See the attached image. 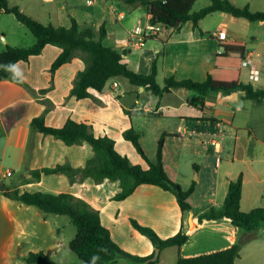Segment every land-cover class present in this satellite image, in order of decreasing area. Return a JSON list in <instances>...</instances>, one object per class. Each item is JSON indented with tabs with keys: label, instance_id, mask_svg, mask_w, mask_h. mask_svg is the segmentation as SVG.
<instances>
[{
	"label": "crops",
	"instance_id": "crops-1",
	"mask_svg": "<svg viewBox=\"0 0 264 264\" xmlns=\"http://www.w3.org/2000/svg\"><path fill=\"white\" fill-rule=\"evenodd\" d=\"M229 1L236 7L248 6L252 12L261 11L253 8L251 0ZM239 1L243 4H237ZM263 1L260 0L259 3ZM9 5L17 6L24 15L45 26L69 28L71 19H74L77 24L88 25L97 32L104 25L106 37L103 45L120 53L131 71L141 75L149 74L152 62L157 60L156 80L160 85L169 77L177 81L189 79L194 82L206 79L218 52L217 43L209 36H200L199 31L226 41L242 42L246 46L245 59L250 63L242 64L240 81L264 90V36L259 37L256 30L250 29L251 23L245 19L214 12L207 16H217L213 32L201 27L203 19L198 23L199 31L193 28L192 23L187 22L177 30L165 29L162 32L160 27L153 35L154 38H148V15L145 9L139 5H127L124 0H9ZM3 17L12 26L10 30L5 21H2ZM14 22L15 26L22 25L12 15L0 13V38L5 39L4 43L0 41V53L5 51L6 46L29 49L35 44V38L30 32L32 39L28 41L29 46L16 44L19 38L12 30ZM258 24L263 25L264 22ZM59 54L57 47L47 45L39 55L30 57L27 63H16L23 74V82L35 91L47 88L50 66ZM83 68L84 64L79 57L61 66L55 72L53 89L38 99L32 98L17 84L8 80L0 81V182L4 184L3 180L6 178L15 177L8 188L17 189L20 193H67L84 200L99 211L101 223L109 231L111 239L121 249L133 255L149 256L153 253V247L132 228L130 220L153 229L162 239L172 237L179 231L187 234L186 244L179 249L167 248L160 256L166 250L174 249L176 259L178 255L192 257L239 244L235 264H247L241 259L243 251L247 252L244 243L254 242L256 246H264V237L258 239L257 236L259 231L264 235V224L246 232L234 229L227 220L205 222L197 226V219L207 210L222 206L228 184L238 176L242 177L239 203L242 212L257 208V204L251 199L257 198V203L264 200V101L257 104L245 100L244 94L236 91L224 95L220 104L217 101L219 95L212 93L207 94L202 104H199L198 95H192L184 89L173 90L158 98L144 88L130 85L122 77L108 81L102 92L89 89V93L98 102L68 97L74 77ZM253 70L257 79H252ZM159 77L162 82L158 81ZM144 96L147 100L139 105ZM43 99L49 100L54 106L45 116L46 126L60 128L67 119L91 124L96 137L107 136L114 140L115 150L126 156L131 164L143 169L148 168L147 163L132 144L123 139V132L133 128L140 133V146L150 162L155 161L156 146L153 150L144 149V135L140 130L142 125L154 132L156 144L163 133L177 135L165 139L162 163L169 179L182 190H187L191 185L183 179L182 163L185 167L186 164L193 163L192 157L197 154L198 139L204 136L207 144L215 146V154L226 153L228 156L224 170L219 172L214 169V175L209 179L204 195L208 197L209 205L195 207L190 203L200 186L199 166L194 168L197 182L187 200L191 209L184 213L180 211L171 193L156 186L141 185L125 200L114 201L113 196L119 192L117 182L95 184L87 178L71 184L61 174L41 176L39 181L32 180L31 171L67 162L72 168H81L93 156L86 143L66 146L51 136L31 129L32 119L41 115L44 110V105L39 102ZM215 110L216 113L213 112ZM204 128L206 132L202 131ZM215 128L222 130L221 138H225V133L233 140L231 148L225 150L215 140L220 136L219 132H212ZM31 143L33 146L29 148ZM6 173H10V176H6ZM15 203L0 193V210L9 220L13 219L12 212L17 213L18 218L22 217V207H16ZM31 207L33 206L24 207V211H29ZM34 218L40 219L42 223L46 222V218L38 213L34 214ZM18 222H22V218ZM202 230L209 235L208 243L211 248L198 250L201 252L192 255L185 254L187 246H192L193 236Z\"/></svg>",
	"mask_w": 264,
	"mask_h": 264
},
{
	"label": "trees",
	"instance_id": "trees-1",
	"mask_svg": "<svg viewBox=\"0 0 264 264\" xmlns=\"http://www.w3.org/2000/svg\"><path fill=\"white\" fill-rule=\"evenodd\" d=\"M196 2L197 0H124L127 5H139L145 9L148 15V25L160 26L166 30H177L185 23L190 22L193 28L199 31L198 23L214 12L227 14L233 18H242L250 23L264 22V11L251 12L248 6L239 8L229 0H208L207 6L195 11L193 7ZM0 13L12 15L35 38L34 46L29 49L6 46L5 51L0 53V65L27 63L30 57L39 55L47 45L55 46L60 50V54L49 69L48 87L39 91L33 90L24 82L14 80L10 71L0 67V81L8 80L23 87L34 99L50 92L54 87L55 72L61 66L71 62L73 58L79 57L84 68L74 77L68 94V97H74L77 100L93 99L98 102L89 93V89L102 92L108 81L122 77L130 85L144 88L158 98L173 90L184 89L195 92L198 95L199 104H202L207 94L229 95L236 91L242 92L245 100L257 104L264 101V90L256 89L251 84L240 81L242 62L246 57V46L242 42L226 41L199 31L200 36H209L217 43L218 52L213 68L206 74V79L203 82H194L189 79L177 81L169 77L164 79L160 85L156 80L157 60L152 62L149 74L141 75L131 71L123 62L120 53L103 45V40L106 37L104 25L97 32L88 25L77 24L74 19H71L69 28L45 26L24 15L17 6H10L9 0H0ZM148 38H154V36ZM39 102L44 105V110L41 115L32 119L31 129L45 136H51L66 146L86 143L90 146L93 156L81 168H72L67 162L55 167L31 171L32 180L39 181L41 176L62 174L71 184L82 182L87 178L95 184H101L104 181L117 182L119 192L113 196L112 200L114 201L125 200L141 185H151L171 193L182 213L191 209L187 200L194 191L195 183H192L187 190H182L178 184L169 179L162 163L165 139L177 137V135L161 134L156 144L155 161L150 162L140 146V133L133 128L124 131L123 139L130 142L147 163L148 168L143 169L141 166L131 164L126 156L120 155L115 150L114 140L107 136L96 137L91 124L67 119L60 128L46 126L45 116L54 106L47 99ZM126 114L128 113L126 112ZM241 192L242 177L238 176L228 184L222 206L218 209H209L199 216L197 226L205 222L227 220L234 229L250 232L264 224V208H254L249 212L240 210ZM0 193L11 201H19L23 205L33 206L42 214L68 217L70 224L75 227L76 234L70 240L67 248L80 261L74 264H112L117 259H123L133 264H158L159 257L156 261H149L155 250H159L160 256L163 250L167 248L179 249L188 240L187 234L182 231L172 237L162 239L153 229L140 226L136 221L130 220L132 228L144 236L153 247L151 255L140 257L121 249L111 239L109 231L102 225L99 211L93 209L82 199L67 193H20L17 189L7 188L2 182H0ZM239 250L240 245L236 244L222 250L192 257L178 255L175 264H235ZM24 262L26 264H63L53 261L42 250L29 252Z\"/></svg>",
	"mask_w": 264,
	"mask_h": 264
},
{
	"label": "rangeland",
	"instance_id": "rangeland-1",
	"mask_svg": "<svg viewBox=\"0 0 264 264\" xmlns=\"http://www.w3.org/2000/svg\"><path fill=\"white\" fill-rule=\"evenodd\" d=\"M242 1H239L237 4H243ZM260 0H251V5L253 8L257 10L264 11V1L259 3ZM209 4L208 0H197L195 3L193 10L197 11ZM241 8V7H239ZM250 10V9H249ZM253 10V9H252ZM251 11V10H250ZM252 12V11H251ZM2 21H5L6 27L8 30L11 29V25L9 22H6L5 17L1 18ZM12 19V18H10ZM14 21V20H13ZM217 16L206 17L202 23V28H207L211 32L214 31L216 28ZM16 22H14V26L12 29L14 35L19 38L16 42L18 46H29L28 41L32 36L30 35L29 31L25 28V26H15ZM162 32L165 31L163 27H161ZM250 29L256 30L259 37L264 36V24L260 25L258 22L251 23ZM9 38V34L7 35ZM261 40V39H260ZM1 43H4L5 39L3 37L0 38ZM249 43V42H248ZM162 79L159 77L158 81ZM192 95H197L195 92H190ZM219 95V104L223 101V94L217 93ZM139 105L142 104L147 98L142 97L140 99ZM216 113L217 111H213ZM143 132V139L142 144L145 150L149 151L150 149H154L156 146L155 135L153 131H150L145 125H142L141 129ZM200 131V128H199ZM206 132V129L202 130ZM222 130L218 131V129H214L212 132L220 134L215 138L216 141L221 143L225 150L232 147V141L225 133L223 136L225 138H221ZM231 135V133H230ZM206 139L204 136L200 137L197 144V154L192 157V162L190 164L182 163L184 175L183 179L189 184L196 183L197 173L194 169L196 166L201 168L200 174V186L196 193L190 199V203L193 204L195 207L200 206H207L208 197H204L206 190L208 188L209 179L212 175H214V169H217L219 172H222L226 167V161H228V156L226 153L215 154L214 149L215 146L211 147L210 144L206 143ZM83 144V143H82ZM81 144V145H82ZM32 143L30 144L29 148H32ZM258 150V149H257ZM216 158L219 159L218 165L216 166ZM185 162V161H184ZM193 164V165H192ZM195 164V165H194ZM62 175V174H61ZM14 178H6L3 180L4 185L8 188L10 183L14 181ZM250 193V190H248ZM246 196V195H245ZM254 204H257V208H263L264 200H261L259 203L257 198L251 199ZM16 207H22V217L17 216V213L14 214L12 212L13 219L8 218L7 215H4L0 210V264H26L24 259L27 257L29 252H39L42 250L43 253L48 255L53 261L63 264H74L79 263V259L77 256L72 253L68 247L70 240H72L76 234L75 227L70 224L68 217L66 216H56L52 214H42L37 208L31 207L29 211H24L25 205L16 202L14 204ZM208 211V210H207ZM38 213L42 215V218L45 217L46 222L42 223L40 219H35L34 214ZM22 222H18L19 219ZM198 232L192 238V246H187V249L184 251L185 254L192 255L201 251L198 250H206L211 248V244L208 243L209 235L207 232ZM262 232L259 231L257 236L259 238H263ZM254 242L244 243L246 244L245 247L247 248V252L243 251L241 259L243 263L247 264H264V246H256L253 244ZM241 244V243H240ZM132 245V244H131ZM201 248V249H200ZM125 250V249H124ZM128 252V251H127ZM203 252V251H202ZM130 253V252H128ZM131 254V253H130ZM247 255V256H246ZM159 263L158 264H175L176 262V253L174 249H168L161 256H159ZM255 257V259H254ZM112 264H133L123 259H117Z\"/></svg>",
	"mask_w": 264,
	"mask_h": 264
},
{
	"label": "clouds",
	"instance_id": "clouds-1",
	"mask_svg": "<svg viewBox=\"0 0 264 264\" xmlns=\"http://www.w3.org/2000/svg\"><path fill=\"white\" fill-rule=\"evenodd\" d=\"M0 67H4L6 70L10 71L12 74V78L14 80H17L18 82H23L24 77L23 74L19 68L18 64H8V65H0ZM252 79H257L255 70H253V76Z\"/></svg>",
	"mask_w": 264,
	"mask_h": 264
},
{
	"label": "built area",
	"instance_id": "built-area-1",
	"mask_svg": "<svg viewBox=\"0 0 264 264\" xmlns=\"http://www.w3.org/2000/svg\"><path fill=\"white\" fill-rule=\"evenodd\" d=\"M160 26H151L148 25L147 30L150 36L154 35L158 30H159ZM250 63V61L248 60H243L242 64H248ZM115 86V85H114ZM219 159H216V166L218 165ZM6 176H10V173H6Z\"/></svg>",
	"mask_w": 264,
	"mask_h": 264
},
{
	"label": "water",
	"instance_id": "water-1",
	"mask_svg": "<svg viewBox=\"0 0 264 264\" xmlns=\"http://www.w3.org/2000/svg\"><path fill=\"white\" fill-rule=\"evenodd\" d=\"M140 89H142V88H140ZM158 257H159V250H155L153 257L149 261H152V262L156 261L158 259Z\"/></svg>",
	"mask_w": 264,
	"mask_h": 264
}]
</instances>
